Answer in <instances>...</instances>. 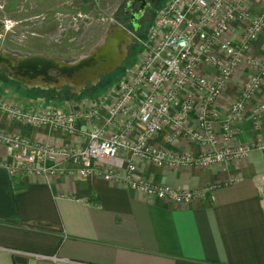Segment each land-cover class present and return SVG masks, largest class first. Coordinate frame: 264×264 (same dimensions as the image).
I'll list each match as a JSON object with an SVG mask.
<instances>
[{"label": "crops", "instance_id": "1", "mask_svg": "<svg viewBox=\"0 0 264 264\" xmlns=\"http://www.w3.org/2000/svg\"><path fill=\"white\" fill-rule=\"evenodd\" d=\"M166 2L160 0L157 9ZM263 8L264 0L247 3L252 16ZM244 31L245 23L235 21L228 38L238 43ZM251 53L258 59L264 56V33L253 43ZM135 65L120 70L118 79L103 86L101 94L121 78L130 79ZM199 72L213 78L217 70L201 65ZM254 72L243 61L215 109L225 115ZM1 83L5 89H0V100H9L19 89ZM63 86H56V91L55 86L42 87L41 92L48 96L29 94L20 105L26 111L55 107L77 110L97 97L91 89L84 93L72 87L63 90ZM62 90L67 92L63 94ZM263 101L264 83L235 124L232 145L264 144V120L256 121L252 116L253 107ZM107 111L108 106L95 121L97 124L104 123ZM189 122L196 124L195 112L190 114ZM121 123L119 119L110 126L108 134L117 131ZM88 127L81 123L77 133L70 134L13 119L0 110V131L18 133L38 144L85 146L82 134ZM141 129L137 124L132 137ZM152 143L175 155H198L215 148L192 143L175 134L170 126ZM219 144L221 147L222 142ZM120 157L124 163L110 162L117 165L120 176L125 174L127 163L134 161L138 178L189 191L213 187L214 199L206 196L177 204L134 190L120 179L105 180L99 174H13L4 166L11 160L10 149L0 143V264H264L263 150L254 149L243 159L210 167L157 166L126 152ZM61 163L64 170L70 167L68 162Z\"/></svg>", "mask_w": 264, "mask_h": 264}, {"label": "built area", "instance_id": "2", "mask_svg": "<svg viewBox=\"0 0 264 264\" xmlns=\"http://www.w3.org/2000/svg\"><path fill=\"white\" fill-rule=\"evenodd\" d=\"M248 2L167 0L156 11L145 40L148 52L144 57L141 54L131 78H121L108 92L93 97L85 108L26 111L21 105L0 102V110L32 125L75 134L79 124H89L82 134L86 139L82 147L38 144L18 133L0 131V143L11 152V160L4 166L13 174H99L105 180L120 179L134 190L177 204L206 196L214 199L213 187L189 191L155 185L138 178L134 161L127 163L122 176L117 165L110 162L124 163L120 155L126 152L157 166L210 167L243 159L254 149L264 152L262 143L232 145L235 124L264 83V56L258 59L251 53L253 43L264 33V8L252 16ZM235 21L245 23L238 43L228 38ZM243 61L255 72L223 115L214 105ZM201 65L216 68V75L209 78L201 74ZM107 106L105 121L99 125L95 121ZM192 112L196 113L195 125L189 122ZM252 116L256 121L264 120V101L253 107ZM119 119L120 128L108 134L109 127ZM137 124L142 129L133 138ZM168 126L192 143L215 148L198 155L168 153L152 143ZM220 142L222 146L218 147ZM61 162H68L70 167L64 170Z\"/></svg>", "mask_w": 264, "mask_h": 264}, {"label": "rangeland", "instance_id": "3", "mask_svg": "<svg viewBox=\"0 0 264 264\" xmlns=\"http://www.w3.org/2000/svg\"><path fill=\"white\" fill-rule=\"evenodd\" d=\"M126 2L128 5L131 0H0V57L4 54L13 55L18 62L25 56H40L73 63L93 54L105 43L109 34L120 28L133 36V40L132 43L130 41L120 43V52L126 49L127 44V54L115 72L104 73L97 82L87 81L83 87L71 84L63 86V90L72 87L84 93L91 89L93 95L98 96L105 88L103 86L112 82L111 79L113 81L118 79L116 77L122 72L120 70H126L127 67L140 62L141 54H144V57L148 52L145 40L156 13L154 16V12L151 15L146 14L139 30L135 22L131 28L122 18ZM158 3L160 4V0L155 2L154 11L158 10ZM138 13L137 9L132 10L131 17ZM113 75L116 76L112 78ZM107 78L109 80H106ZM2 81L12 84L15 88L19 86L12 98L9 100L4 98L13 106H19L29 94L35 96L34 94L39 92L42 93L41 96H48V93L45 95L44 91L41 92V84L28 83L12 76L5 62H0V89H5ZM47 86H55L53 88L56 91L57 85ZM66 92L63 91V94Z\"/></svg>", "mask_w": 264, "mask_h": 264}, {"label": "bare ground", "instance_id": "4", "mask_svg": "<svg viewBox=\"0 0 264 264\" xmlns=\"http://www.w3.org/2000/svg\"><path fill=\"white\" fill-rule=\"evenodd\" d=\"M128 36V33L117 28L114 33L107 36L105 43L102 44L100 48L96 49L93 54L86 55L73 63H66L60 60L40 56H25L22 57L20 61L16 62L13 55L8 54L2 55L0 57V62L7 63L12 71V76L25 80V82L28 83H39L42 87H46L47 84L59 86L64 82H69L71 84L74 82L75 84L83 85L85 82L84 79H76L73 77L75 72L82 68L84 71H87V75L90 78L89 80L96 81V78L94 77L95 73L99 70L102 71L104 68L111 65V63L105 58L107 47L114 46L119 40ZM99 56L104 57L102 62L98 60ZM120 57L121 55L118 56L117 60ZM52 66L57 67L61 74H68L70 79H66L64 75L60 76L58 72H55L54 76L51 70Z\"/></svg>", "mask_w": 264, "mask_h": 264}, {"label": "water", "instance_id": "5", "mask_svg": "<svg viewBox=\"0 0 264 264\" xmlns=\"http://www.w3.org/2000/svg\"><path fill=\"white\" fill-rule=\"evenodd\" d=\"M128 4H130V3H128ZM144 12H145V5H143L141 8H140V10H139V13L136 15V16H132L131 17V20L133 21V22H135V24H138V20L141 18V17H143L144 16ZM132 22V23H133ZM132 40H133V36H131L130 34H129V36L128 37H126V38H123L122 40H119L114 46H108L107 47V49H106V54H105V58L107 59V61L108 62H110L111 63V65L109 66V67H106V68H104L102 71L101 70H99V71H97L96 73H95V78H96V81H92V80H89L90 78L88 77V75H87V71H84L82 68L78 71H76L75 72V74L73 75V77L74 78H76V79H84V83H83V85H80V84H75L74 82H73V84H71V83H69V82H64L62 85H64V84H71V85H76V86H81V87H83V86H85L86 85V82L87 81H91V82H97L98 81V79H99V77H100V75H102V74H104V73H107V72H112V71H114L116 68H118V66H120L121 65V63H122V61L125 59V57H126V54H127V44L125 45V50L123 51V52H120L119 51V45H120V43L121 42H125V41H130L131 43H132ZM129 42V43H130ZM118 54V55H117ZM119 55H121V57L117 60V58H118V56ZM103 59H104V57H100L99 56V58H98V60L99 61H103ZM20 61V60H19ZM9 70H10V68H9ZM51 70H54L55 72H58L59 73V75L60 76H63L64 75V77L66 78V79H70V77H69V75L68 74H66V73H62L61 74V72H60V70L57 68V67H55V66H52L51 67ZM10 72L12 73V71L10 70ZM54 76H55V73H54ZM17 78V77H16ZM64 78V79H65Z\"/></svg>", "mask_w": 264, "mask_h": 264}, {"label": "flooded vegetation", "instance_id": "6", "mask_svg": "<svg viewBox=\"0 0 264 264\" xmlns=\"http://www.w3.org/2000/svg\"><path fill=\"white\" fill-rule=\"evenodd\" d=\"M129 1V0H128ZM157 0H131L130 4H128V9L125 13L124 16H122V18H124L125 22L131 26H133V21L131 20V15H132V10L137 9L138 11L140 10V8L145 5V12H144V16L146 14H154L156 13V11H154L156 8H154V4ZM153 9V10H152ZM149 11V12H148ZM130 12V18L128 17V13ZM137 15V14H135ZM144 16L138 20V30L140 29V27L142 26L143 23V18Z\"/></svg>", "mask_w": 264, "mask_h": 264}, {"label": "trees", "instance_id": "7", "mask_svg": "<svg viewBox=\"0 0 264 264\" xmlns=\"http://www.w3.org/2000/svg\"><path fill=\"white\" fill-rule=\"evenodd\" d=\"M150 15H151V14H150ZM150 15H149V18H150ZM154 15H155V14H153V16H154ZM146 16H147V15H145V17H146ZM145 17H144V18H145ZM144 18H143V22H144ZM150 20H151V18H150ZM123 21H125V20L123 19ZM145 21H148V20H145ZM148 23H149V22H148ZM124 26H125V25H124ZM128 26H131V25L128 24ZM131 28H132V26H131ZM143 29H144V28H143ZM141 35H142V32H141ZM114 72H115V71H114ZM116 75H117V74H116ZM116 75H113L112 78H114ZM106 80H109V79L107 78ZM106 80H105V81H106ZM111 80H112V79H111ZM112 81H113V80H112ZM88 90H89V89H88Z\"/></svg>", "mask_w": 264, "mask_h": 264}]
</instances>
